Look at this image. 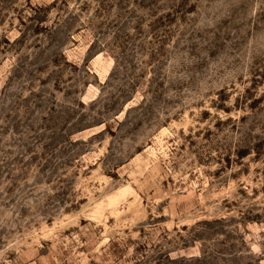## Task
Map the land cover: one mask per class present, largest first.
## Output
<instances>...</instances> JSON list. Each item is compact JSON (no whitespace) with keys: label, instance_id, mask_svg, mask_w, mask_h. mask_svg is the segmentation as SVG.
Instances as JSON below:
<instances>
[{"label":"rangeland","instance_id":"1","mask_svg":"<svg viewBox=\"0 0 264 264\" xmlns=\"http://www.w3.org/2000/svg\"><path fill=\"white\" fill-rule=\"evenodd\" d=\"M0 264H264V0H0Z\"/></svg>","mask_w":264,"mask_h":264}]
</instances>
